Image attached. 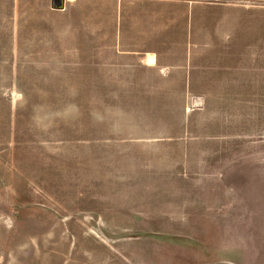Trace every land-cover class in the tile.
<instances>
[{
	"label": "rangeland",
	"instance_id": "1",
	"mask_svg": "<svg viewBox=\"0 0 264 264\" xmlns=\"http://www.w3.org/2000/svg\"><path fill=\"white\" fill-rule=\"evenodd\" d=\"M0 264H264V0H0Z\"/></svg>",
	"mask_w": 264,
	"mask_h": 264
},
{
	"label": "bare ground",
	"instance_id": "2",
	"mask_svg": "<svg viewBox=\"0 0 264 264\" xmlns=\"http://www.w3.org/2000/svg\"><path fill=\"white\" fill-rule=\"evenodd\" d=\"M66 1H70V0H66ZM156 56L153 53H148L146 55V57L144 58V61L146 62V64L149 65H154L156 63Z\"/></svg>",
	"mask_w": 264,
	"mask_h": 264
},
{
	"label": "water",
	"instance_id": "3",
	"mask_svg": "<svg viewBox=\"0 0 264 264\" xmlns=\"http://www.w3.org/2000/svg\"><path fill=\"white\" fill-rule=\"evenodd\" d=\"M66 0H54V7L58 9H63L65 7Z\"/></svg>",
	"mask_w": 264,
	"mask_h": 264
}]
</instances>
